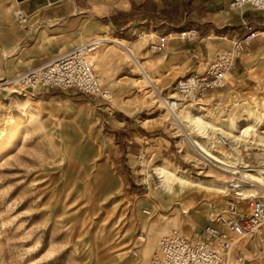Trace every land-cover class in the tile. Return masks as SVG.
<instances>
[{"label": "rangeland", "instance_id": "374dc122", "mask_svg": "<svg viewBox=\"0 0 264 264\" xmlns=\"http://www.w3.org/2000/svg\"><path fill=\"white\" fill-rule=\"evenodd\" d=\"M22 1L12 0V18L9 13L4 17L0 7L7 31L28 29L18 24L13 13L23 10ZM143 27L129 45L147 53L154 34L148 32L150 23L144 22ZM173 37L178 39L176 34ZM11 42V34L0 33V264H148L163 233L171 228L189 233L191 225L203 227L211 213L225 208L226 197L221 194L207 198L199 193L187 213L182 212L187 205L174 197L160 202L156 162L163 160L193 172L211 167L181 134L180 151L165 107L155 96L149 99L147 93L137 91L140 74L135 66L136 79H119L113 86L106 82L113 88L107 105L78 92L24 90L13 81L27 66L21 61L20 48L6 56ZM108 45L101 43L96 55L106 54ZM260 53L249 66L254 75L248 74L244 83L237 81L240 87L235 82L234 95L227 88L229 100L252 102L264 96V69L258 68L260 61L264 68V53ZM170 73L161 90L164 95L172 91V79L182 71ZM124 87L132 89L124 93ZM224 92L217 102L225 100ZM242 109H231V114L238 117ZM211 111L226 117L225 111ZM137 211L149 217L146 223L140 222ZM141 234L143 239L137 238ZM242 249L241 260L233 251L230 260L235 264L264 262L259 261L263 251L251 241H243Z\"/></svg>", "mask_w": 264, "mask_h": 264}, {"label": "built area", "instance_id": "2783aa9c", "mask_svg": "<svg viewBox=\"0 0 264 264\" xmlns=\"http://www.w3.org/2000/svg\"><path fill=\"white\" fill-rule=\"evenodd\" d=\"M245 5L257 11L264 10V0H231L229 8L240 13L244 33L233 39L229 48L208 56L201 69L175 80L172 92L180 102L196 106L203 102L216 103L218 97L212 92L228 85L229 75L238 58L249 49L252 40L264 32L245 19ZM15 16L21 27L26 26L29 17L26 12L17 9ZM175 28L178 39L182 41L193 42L198 38L196 28ZM166 37L169 38L163 33L156 35L149 42L148 51L156 53L162 50ZM98 44L97 40H92L56 54L38 66L19 72L13 82L24 90L35 87L73 90L110 104L112 90L102 83L92 63ZM256 133L264 136V123L256 126ZM184 137L198 157L225 173L224 185L230 197L226 201V209L209 215V223L202 228L194 225L190 234L180 228H171L163 233L155 243L148 264H231L233 251L234 256L238 255L237 259H242V242L245 240L264 252V144L236 140L218 131L208 137L199 136V141L209 146L218 157L215 158L200 152L188 135ZM215 223L222 227L218 228Z\"/></svg>", "mask_w": 264, "mask_h": 264}, {"label": "crops", "instance_id": "0c3cea01", "mask_svg": "<svg viewBox=\"0 0 264 264\" xmlns=\"http://www.w3.org/2000/svg\"><path fill=\"white\" fill-rule=\"evenodd\" d=\"M154 1L158 6L161 5L160 0ZM178 1L181 3L180 0ZM0 2L3 16L5 17L9 13L12 18L11 9L15 6L12 0H0ZM143 2L144 0H24L20 6L29 15L26 24L28 29H18V27L12 32L7 31L4 29L6 21L2 16L0 33L11 34V39L13 38L11 45H16V50L20 48L21 61H23V65L27 66L25 70L38 66L50 57L88 41L97 39L100 44H111L108 45L109 49L106 54L96 55L95 52L92 63L102 83L104 85H110L106 82L112 83V86L119 79H136L137 74L133 66L139 71L140 63H144L148 70L156 76H165L170 69L181 70L183 74L181 76L189 74L195 69H199L200 64H204L205 59L215 51L229 48L231 46L230 39H235L240 33H244L240 13L229 8L231 0H187L185 5L180 4L183 14L181 21L177 24L166 21L160 22L159 19H141L133 16L125 26L117 29L110 15L114 14L118 18L117 12L130 13L133 9L132 3L141 4ZM188 4L190 6L189 12L187 10ZM243 12L245 19L250 21L254 27L259 30L264 29V10L257 11L249 5H245ZM144 22L150 23V27H152L148 30V32L153 30L154 36L151 40L162 33L169 37L165 50L156 53L149 51L144 53L142 49L133 48L129 45L135 38V34L142 32ZM175 27H178L177 29L196 28L198 30L197 40L186 42L175 39L172 37L176 34ZM105 38H116L123 41L125 45H116V43ZM112 45L119 47L120 52L116 51L118 49ZM131 49L138 54L136 61L132 58L134 62L130 60L128 62L124 53V51L131 52ZM259 53L261 55L264 53V33L254 38L249 49H246L238 58L235 69L229 75L228 85L220 90H226L224 93L227 94V88H231L228 93L233 94L234 83L240 79H243L244 83L245 79L248 78L247 70L252 59ZM121 55L126 62L121 60ZM202 59L204 61L201 63ZM176 79H172L173 82ZM237 86L240 87L241 84L237 83ZM124 89V93H126L132 88L124 87ZM111 90L113 93V88ZM220 90H214L212 94L219 98L222 92L216 91ZM65 92L77 93L73 90ZM116 122L117 128H121L122 122L119 120ZM194 225L200 227L197 224ZM190 233L191 230L188 234Z\"/></svg>", "mask_w": 264, "mask_h": 264}, {"label": "bare ground", "instance_id": "6f19581e", "mask_svg": "<svg viewBox=\"0 0 264 264\" xmlns=\"http://www.w3.org/2000/svg\"><path fill=\"white\" fill-rule=\"evenodd\" d=\"M16 10H14L13 12L14 15ZM105 39H108L109 41L114 42L119 46L125 45L123 41L116 38ZM165 39L166 40L164 42L163 48L164 50L167 48L168 38L166 37ZM97 42H99V40H97ZM98 45H100V43ZM16 49V45H12L9 50L6 51V56L12 55L16 51ZM129 52L127 53L124 51L126 55L125 57L127 60L134 62L133 59L135 60L136 57L138 58V54L134 50L131 51L133 54ZM260 63L261 61L258 63V68L262 70L264 68L260 67ZM140 65V77H138V79L136 80L138 83L137 91L142 92L143 94L147 93L146 97L149 99L155 96L161 103V105L165 107L167 111L166 116L170 121L172 129H175L174 132H176L175 134L178 141V135H188L191 139L194 140L193 143L197 146V149L200 152L208 153L215 158L218 157L214 153H212V150L209 148V146L205 145L198 139L199 136L208 137L210 132H213V130L214 132L218 131V133L229 136L236 140L243 139L246 141L257 143L260 142L264 144V136H260L256 133V126L264 123V96L256 99L253 98L252 102H248V99L243 98V100H239V102L237 103L234 100H229V95L226 94L225 100H218V102H216L213 107L209 106L210 102H203L201 106H196L192 103L180 102L172 91H168L167 95H164L161 92L162 88H164L165 86L167 77L172 76L170 72H175L176 69H170V72L168 71L167 73L168 76H156L148 70L144 63H140ZM198 68L201 69V66H199ZM247 72L249 74H252L254 71L251 67H249ZM253 75L254 74H252V76ZM180 76H177L176 78ZM36 89L39 88L35 87L33 90ZM219 92L221 93L222 90H220ZM207 101H210V98H208ZM182 104H186L187 106H182ZM236 107H243L242 112L238 117L231 114V109H234ZM211 109L214 111L218 110L219 113H221V111H225L226 113L224 115H226V117L222 115H215L211 111ZM180 143L181 141H179V147L181 145ZM182 149L183 148L180 147V151H182ZM222 152L227 155V151L225 149H223ZM185 154L188 158L191 159H194L195 157L189 151H185ZM198 158H200V160L205 165H208L207 162L204 161L201 157ZM208 166L211 167L212 170L207 169L206 171H204L200 169L197 172H193L179 166H171L170 164H168V162L166 163L163 160H159L158 162H156L153 167L155 177L158 179V184L156 185L155 189L159 192L160 202L164 203L167 196H169L170 198L174 197L187 205V209L185 208L182 210V212L187 213L194 208L197 201H195V196L198 197L199 193H204L207 198L214 197L215 194H221L223 195V197H226L225 208L221 210L224 211L226 209V201L230 197L224 185L225 173L211 164ZM215 169L218 170L220 174H215V172L213 171ZM185 191H187V193ZM216 202L219 203V199L216 200ZM143 211L144 213H149L148 210ZM137 214L141 223L144 224L147 222L146 220H148L147 218L149 217L139 214L138 211ZM210 215H213V213H211ZM215 225L218 228L222 227V225L218 223H215ZM137 238L143 239V235L141 234ZM147 246L144 247V250H146ZM260 258L262 260L264 259V252H261L259 261ZM231 264L235 263L231 261Z\"/></svg>", "mask_w": 264, "mask_h": 264}, {"label": "trees", "instance_id": "16d2710c", "mask_svg": "<svg viewBox=\"0 0 264 264\" xmlns=\"http://www.w3.org/2000/svg\"><path fill=\"white\" fill-rule=\"evenodd\" d=\"M161 5L158 6L154 0H144L141 4L132 3V11L130 13L117 12L119 17L111 14L110 18L117 29H121L133 17L141 19H159V21H166L167 23L177 24L181 21L183 9L180 4L186 3L187 0H160ZM185 5V4H184ZM188 12L190 11L189 4L187 5Z\"/></svg>", "mask_w": 264, "mask_h": 264}]
</instances>
